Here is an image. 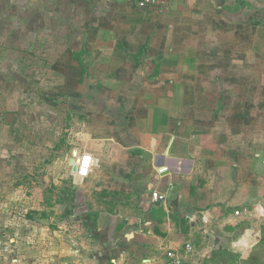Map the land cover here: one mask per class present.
I'll return each instance as SVG.
<instances>
[{
  "label": "crops",
  "instance_id": "crops-1",
  "mask_svg": "<svg viewBox=\"0 0 264 264\" xmlns=\"http://www.w3.org/2000/svg\"><path fill=\"white\" fill-rule=\"evenodd\" d=\"M80 11L98 17L94 37L67 44V60L99 98L73 109L70 149L94 164L79 179L71 157L65 182L48 171L30 192L31 171L1 157L0 264H167L169 251L180 264H264V54H250L264 13L252 19V0H0V153L25 124L15 102L30 67L59 76V15Z\"/></svg>",
  "mask_w": 264,
  "mask_h": 264
},
{
  "label": "rangeland",
  "instance_id": "rangeland-1",
  "mask_svg": "<svg viewBox=\"0 0 264 264\" xmlns=\"http://www.w3.org/2000/svg\"><path fill=\"white\" fill-rule=\"evenodd\" d=\"M75 9H79V5H76ZM257 10L264 13V0H252V19L255 17L253 13H257ZM96 18L98 17L93 16L89 20V17L81 11L74 15H67L66 13L59 15V76L51 75L49 66L43 67V75L41 73L35 74V69L30 67L31 71L29 69L25 94L21 95L19 100L15 102L16 105H23L21 107L25 109V124L15 134L16 144L13 142L15 146L2 154L0 153V167H2L1 157H4L10 164L8 165L10 171H31L25 180L26 190L30 192L35 188L46 187V177H49L46 175L48 171H57L59 183L65 182L69 170V159L73 157V150L70 148L78 139L76 132L68 127L71 122L77 120L79 114L78 111L76 113L72 111L74 108L79 109L80 106L85 107L91 102H98L99 97L95 93L98 80L87 78L85 81H81L78 79L80 75L79 65L73 64V59H69L71 65L68 72V65L66 64L69 62L67 58L71 57L73 50L66 48V45L69 44L70 47L73 44L74 51L80 50V46L86 37L91 39L94 37L93 35L89 36L90 31L85 30V25L88 20L89 23L92 22L91 24H93ZM262 28L263 26L259 22L251 21V40L254 43H259L257 46L252 45V49H250L252 56L264 54V39L256 34ZM253 31H255L254 34ZM97 34L99 35V33ZM30 51V55L33 56V49ZM95 58L93 55L88 60L92 61ZM91 74L94 73L91 71ZM3 113L0 115L3 116ZM22 116L23 113H21V120ZM53 132L56 133L53 134ZM19 142H21L20 147ZM0 143L1 152L4 142L0 140Z\"/></svg>",
  "mask_w": 264,
  "mask_h": 264
},
{
  "label": "built area",
  "instance_id": "built-area-1",
  "mask_svg": "<svg viewBox=\"0 0 264 264\" xmlns=\"http://www.w3.org/2000/svg\"><path fill=\"white\" fill-rule=\"evenodd\" d=\"M139 5L141 7H146V8H150L154 10L166 11L168 7V0H139ZM85 159H89V163L87 165H85L84 163ZM93 164H94L93 157L89 155L88 153L87 154L82 153L81 157H79V159H77L76 161L77 177L79 179L86 177L89 174L90 170L92 169ZM165 170H167V168L162 169V171H165ZM152 197L155 202L166 200V195L161 194L158 191H154L152 194ZM239 213L240 211H237V214ZM187 248L189 250H193V246L191 244H188ZM168 256L170 260L167 264H180V259L175 252L169 251Z\"/></svg>",
  "mask_w": 264,
  "mask_h": 264
},
{
  "label": "water",
  "instance_id": "water-1",
  "mask_svg": "<svg viewBox=\"0 0 264 264\" xmlns=\"http://www.w3.org/2000/svg\"><path fill=\"white\" fill-rule=\"evenodd\" d=\"M79 154L80 153L78 151H74L73 157L70 160V164L75 171L77 170L76 161H77L78 156H80Z\"/></svg>",
  "mask_w": 264,
  "mask_h": 264
},
{
  "label": "clouds",
  "instance_id": "clouds-1",
  "mask_svg": "<svg viewBox=\"0 0 264 264\" xmlns=\"http://www.w3.org/2000/svg\"><path fill=\"white\" fill-rule=\"evenodd\" d=\"M84 163L87 165L89 163V159H85Z\"/></svg>",
  "mask_w": 264,
  "mask_h": 264
}]
</instances>
